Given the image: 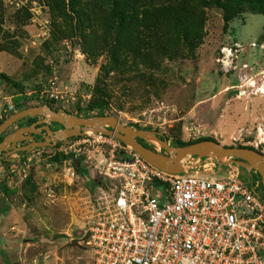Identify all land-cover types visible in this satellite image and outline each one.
Here are the masks:
<instances>
[{
  "label": "rangeland",
  "instance_id": "1",
  "mask_svg": "<svg viewBox=\"0 0 264 264\" xmlns=\"http://www.w3.org/2000/svg\"><path fill=\"white\" fill-rule=\"evenodd\" d=\"M0 6L4 12L0 46L11 45L10 51H0V72L24 85L23 94H18V88L0 81V121L16 97L36 95L55 76L53 62L57 85L67 93L53 109L62 107L74 114L82 102L87 105L92 99L88 87L95 85L104 56L91 60L86 51L91 28L73 16L69 0L65 7H57L52 0H28L25 7L15 0H0ZM35 11L36 16L49 20L46 37L41 35ZM207 14L206 36L195 58L171 61L166 73L158 76L162 80L151 87L132 82L131 74L112 73L105 87L110 99L105 111L134 128L167 136L172 146L209 136L225 146L249 145L264 153V15L244 12L225 30L221 9L207 8ZM58 28L68 36L47 49L45 43ZM81 116L86 117V112ZM141 140L156 148L149 139ZM51 153L52 147H46L42 160L35 161L31 182L7 178V173L0 176V185L13 191L4 194L0 190V264L93 262L86 233L98 192L94 163L74 158L72 165L79 178L71 180L63 174V162L54 160ZM21 155L16 152L8 157ZM226 170L222 166L209 175L225 177ZM240 171L242 179L249 180L251 173L241 167Z\"/></svg>",
  "mask_w": 264,
  "mask_h": 264
},
{
  "label": "built area",
  "instance_id": "2",
  "mask_svg": "<svg viewBox=\"0 0 264 264\" xmlns=\"http://www.w3.org/2000/svg\"><path fill=\"white\" fill-rule=\"evenodd\" d=\"M15 1L19 7L28 5V0ZM35 17L41 35L48 36L49 20L36 11ZM56 66L53 62L55 76L41 87L38 102L65 99ZM52 150L54 160L63 157L68 179L79 178L74 158L92 161L97 171L98 192L86 233L92 264H264V191L257 171L245 181L240 167L230 165L225 177L210 176L223 165L206 157L173 174L103 133L64 139ZM44 156V148H38L9 159L7 178L26 180Z\"/></svg>",
  "mask_w": 264,
  "mask_h": 264
},
{
  "label": "trees",
  "instance_id": "3",
  "mask_svg": "<svg viewBox=\"0 0 264 264\" xmlns=\"http://www.w3.org/2000/svg\"><path fill=\"white\" fill-rule=\"evenodd\" d=\"M52 3L57 7H65L66 0H52ZM69 7L74 17L83 19L81 22L84 27L91 28L86 37V40L91 39L86 50L91 60L96 61L100 56H104L95 85L88 87L92 99L88 102L86 111L82 105H78L74 113L81 116L82 112H86V117L95 113L96 116L108 115L105 108L110 106V99L105 87L107 78L112 73L131 74L134 77L132 82L151 87L156 81L162 80L158 76L166 73L171 61L178 58H195L206 36L207 8L216 7L223 11L225 30H228L234 18L244 12L264 15V0H87L85 3L69 0ZM3 22L4 12L0 6V27ZM67 36L66 32L58 28L53 32L52 40L45 43V47L50 49ZM9 46L11 45L2 43L0 51H10ZM2 80L18 88V94H23V83L0 72V81ZM38 100V93L16 97L14 110L10 111L0 124L17 111L39 106ZM41 103L49 104L53 108L56 101L46 99ZM23 120L31 123L35 119L27 117L21 121ZM136 128L142 129L140 126ZM4 137L5 134L1 140ZM204 140L217 141L214 137L207 136L188 142L179 141L176 145L181 147ZM139 141L142 142L141 139ZM238 147L255 149L249 145ZM56 160L62 162L63 157L58 155ZM30 178L31 175L27 181L31 182ZM261 187L264 191L263 184ZM0 190L4 194L13 192L4 184L0 185Z\"/></svg>",
  "mask_w": 264,
  "mask_h": 264
},
{
  "label": "water",
  "instance_id": "4",
  "mask_svg": "<svg viewBox=\"0 0 264 264\" xmlns=\"http://www.w3.org/2000/svg\"><path fill=\"white\" fill-rule=\"evenodd\" d=\"M43 116L31 126H22L14 132L6 134L9 128L27 117ZM52 123L63 125L61 130H53ZM40 125L39 128H36ZM46 131L45 141H36L32 133ZM103 133L121 140L132 147L145 160L157 168L173 174L185 172L190 167V162L199 158L211 157L223 166L236 165L257 171L264 188V153L258 149L238 146H225L219 141L204 140L186 146H172L168 139L162 138L157 131L137 129L120 118L112 115H99L94 118L78 116L68 113L64 108L54 110L49 104L29 107L17 111L0 124V158L12 155L16 152H32L38 148L54 147L64 139L75 136H83L86 133ZM5 137L1 140L2 136ZM139 139L157 141L166 150L162 153L157 148L145 146ZM31 140L29 144L18 146L19 142ZM5 153L2 155V153Z\"/></svg>",
  "mask_w": 264,
  "mask_h": 264
},
{
  "label": "flooded vegetation",
  "instance_id": "5",
  "mask_svg": "<svg viewBox=\"0 0 264 264\" xmlns=\"http://www.w3.org/2000/svg\"><path fill=\"white\" fill-rule=\"evenodd\" d=\"M58 110V109H57ZM34 121L33 122H29V121H27V120H25V121H22V123L17 127V128H15L12 132H14L16 129H18V128H20V127H22V126H26V127H28V126H31V125H33L34 123H36L38 120H41V119H43V116H37V117H34ZM56 124L57 125H59L58 127H56ZM40 127V125H37L36 126V128H39ZM51 127H52V129L53 130H61V129H63L64 127H63V125H61L60 123H52L51 124ZM6 135V134H5ZM32 135L34 136V139L36 140V141H45V136L47 135V132L46 131H42V133H32ZM31 142V140H27V141H23V142H19L18 143V146H23V145H26V144H29ZM155 148V147H154ZM162 152H164V153H166V150H162ZM5 153L3 152L2 153V155H4ZM5 156V155H4ZM10 156V155H9ZM5 157H8V156H5ZM257 176L259 177L260 176V174L257 172ZM260 180H261V185H262V178H261V176H260Z\"/></svg>",
  "mask_w": 264,
  "mask_h": 264
},
{
  "label": "crops",
  "instance_id": "6",
  "mask_svg": "<svg viewBox=\"0 0 264 264\" xmlns=\"http://www.w3.org/2000/svg\"><path fill=\"white\" fill-rule=\"evenodd\" d=\"M13 157H9V158H0V170H5V173H7V167L9 166L10 162H8L9 159H12ZM0 176H3V174L1 173Z\"/></svg>",
  "mask_w": 264,
  "mask_h": 264
},
{
  "label": "bare ground",
  "instance_id": "7",
  "mask_svg": "<svg viewBox=\"0 0 264 264\" xmlns=\"http://www.w3.org/2000/svg\"><path fill=\"white\" fill-rule=\"evenodd\" d=\"M262 91L264 92V87L262 88ZM151 142L154 143V145L156 146V148H157L158 150L161 149V145H160L157 141L152 140Z\"/></svg>",
  "mask_w": 264,
  "mask_h": 264
}]
</instances>
